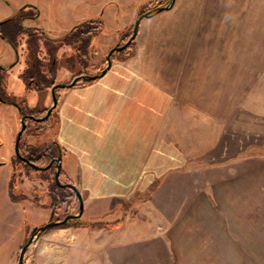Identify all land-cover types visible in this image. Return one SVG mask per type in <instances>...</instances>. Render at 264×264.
<instances>
[{"label": "crops", "instance_id": "crops-1", "mask_svg": "<svg viewBox=\"0 0 264 264\" xmlns=\"http://www.w3.org/2000/svg\"><path fill=\"white\" fill-rule=\"evenodd\" d=\"M159 11L141 20L132 55L58 96L54 141L83 212L41 232L24 264H157V236L139 213L157 222V180L175 182L188 167L178 137L195 141V130L218 132L217 142L201 186H182V218L162 239L169 264H264V154H245L264 146V0H174ZM134 22L125 17L121 30ZM238 51L254 54L240 64ZM13 170L0 161V264H18L39 226L11 196Z\"/></svg>", "mask_w": 264, "mask_h": 264}, {"label": "rangeland", "instance_id": "rangeland-1", "mask_svg": "<svg viewBox=\"0 0 264 264\" xmlns=\"http://www.w3.org/2000/svg\"><path fill=\"white\" fill-rule=\"evenodd\" d=\"M171 1L0 0V20L6 19L19 8L26 5H34L40 11L39 17L32 21L39 23L42 28L33 25L34 23L31 20H24L23 25L30 27L31 32L39 36V56L43 60V71L47 75L48 82H52L47 87L45 86L47 79L44 81L39 77H34L30 83H27L29 77L24 75V72L29 64V58L27 57L30 47L27 45L28 35H22L18 38L16 55V50L0 36V66L3 67L0 69V99L2 97L10 98L14 102L0 101V161L13 162L12 189L26 208L27 223H38V227L43 226L50 221V216L54 212V217H60L64 213L65 207L63 205L60 206L59 200L53 198L50 191V181L42 179V170L28 166L18 161L15 157V140L21 128V110L35 116H41L44 110L48 109L52 104L50 88L53 84L63 81L68 72L74 73L73 76L68 77L61 83L67 84L71 82L81 72H84L83 75L86 76L100 73L107 64L106 59L111 48L122 45L129 40L133 32L134 23L127 30L122 31V23L125 17H129L131 22H134L137 16L145 10L153 13H158L160 12L159 10H168L170 7L164 8V6L169 5ZM26 10L27 13L33 14L35 12L31 7ZM86 20H95L97 24L92 25L94 28H92L90 35L83 36L82 40H78L79 49L78 46L74 47L70 43L72 42L71 39L66 42L64 38L72 30L73 26ZM159 26L157 24V31H159ZM98 27H100V30ZM128 34H130L129 37L127 36ZM246 38L249 41L250 36ZM136 42V37L130 42V44L132 43L133 53L136 48ZM51 51L55 53L54 59L56 60L52 74L49 72V66L54 61L50 54ZM253 54L254 51H238V56H235V58L239 60L237 63L241 64L242 61L245 62ZM159 55L161 53L158 49L157 57ZM255 56V58L258 57L257 52ZM113 57L122 58V52L115 51ZM36 79L41 84L40 86L36 85ZM81 79L79 78V81ZM52 114L53 110L50 114L51 127L49 129L40 135H25V143L29 148L54 142L55 131L53 126L55 125V114ZM247 127L250 128L249 125ZM248 128L247 130H249ZM191 132L193 135L190 132H188V135L190 134V137L194 136L195 141L191 139V142H189V139L185 137L186 133L179 135L178 139H180L182 149L190 153L189 155L193 160L189 161L188 167L183 165L178 167V179L175 182L169 179L157 180V222L151 217V212L143 211L144 213H139L143 215L144 219L150 220V223L145 226L146 236H157V264H169V245L167 244L168 242L165 243L162 239L164 236L168 237L170 233V219L176 221L182 218L181 213L184 212H182V209H184L186 202L185 189L182 186L185 185L186 181L189 184L192 183L195 187L201 186V166L203 164L206 165L204 153L207 149L212 150L217 142L216 135L218 132L214 130L207 131V133H205L206 131L196 130ZM256 152L264 154V146L250 148L245 154ZM212 154L213 152L210 155L211 160L214 159L216 161H211L209 169L214 170L219 162L217 161L218 156L215 157ZM191 173L194 175L193 180L189 179L188 176H182V174ZM186 178L188 179L186 180ZM60 180L69 182L66 181L67 178L64 175V171L60 173ZM171 182L174 183V188L173 185L171 186ZM158 186L161 187L158 188ZM173 190L174 192L176 190V192L170 194ZM130 217H138L133 209L130 210Z\"/></svg>", "mask_w": 264, "mask_h": 264}, {"label": "trees", "instance_id": "trees-1", "mask_svg": "<svg viewBox=\"0 0 264 264\" xmlns=\"http://www.w3.org/2000/svg\"><path fill=\"white\" fill-rule=\"evenodd\" d=\"M28 7L33 8V10H35V12L32 13H27L26 9ZM153 11V10H152ZM39 12L37 10L36 7L34 6H23L21 8H19L14 14H12L11 16L7 17L5 21H3L0 24V36L6 40L8 42L9 45H11V47L16 50L17 53V49H18V38L22 35H28L29 38L27 40V45L29 47V53L27 55V57L29 58V64L27 66V70L24 72V75H26L27 77H29V80H27V83H30V81H32V79L35 77H39L41 79H43L44 81L47 79V75L44 73L43 71V60L40 58L39 56V39H38V35H36L35 33L31 32L30 27H25L23 25V21L26 19H35L38 16ZM97 24V22L95 20H89V21H84L80 24L75 25L72 30L67 33L65 35V41H69V39L72 40V42H70L74 47L78 46V40L79 39H83V36L86 35H90L92 32V25ZM100 30V27H98ZM97 28V29H98ZM128 37L130 36V34L127 35ZM126 36V37H127ZM80 40V41H81ZM33 44V45H32ZM79 47V46H78ZM132 47V43L130 45H128L125 49L121 50L120 52H122V58H126L129 57L130 55H132L133 53V48ZM78 49V48H77ZM80 49V47H79ZM51 57L54 59V52L51 51L50 52ZM55 59L54 61H52V65L50 64L49 66V72L52 74L53 72V65L55 63ZM106 63H107V59H106ZM3 67L0 66V69H2ZM84 72H81L79 74L83 75ZM75 76V75H74ZM91 79H81L79 81L80 84H85L90 82ZM47 84H45V86H50V84L52 82H48L47 79ZM36 85H41L39 83V81L36 79ZM66 88H68V86H64V87H60L56 89V95L57 97L60 95V93L65 90ZM1 102H12L14 103L10 98H4L2 97L0 99ZM47 109L44 110V113H46ZM26 113V112H25ZM41 114V116H42ZM37 115V114H36ZM50 119L51 116H49L48 118L42 120V121H37L33 118H27L26 119V129L24 130L21 138H20V142H19V149H20V153L27 157L30 161L35 162L38 165H46L51 157H56L58 156L59 153V144L57 142H53V143H49V144H45V145H39V146H33L32 148H29L26 143H25V135H29V134H36V135H40L41 133H43L45 130L49 129L51 127V123H50ZM29 149H31L29 151ZM15 157L18 161H21L23 163H25L28 166H31L28 162L23 161L22 159H20L16 154ZM56 169V164L53 163V165L51 167H49L48 169L43 170L42 169V179L44 180H49L50 181V191L52 192L53 198L56 200H59V204L60 206H64L65 207V211L64 213L60 216V217H54V219L57 220H61L63 219L67 214L70 213H76L79 210V200L78 197L75 193V191L69 187H63L60 186L56 183L55 178H54V172ZM63 170H61L62 172ZM12 183H11V196L13 198H17L16 194H14L13 189H12ZM74 204V208L73 205ZM54 209L56 208L55 205L53 206ZM78 220V217L76 218H71L69 219L66 223L64 224H72L73 221Z\"/></svg>", "mask_w": 264, "mask_h": 264}, {"label": "water", "instance_id": "water-1", "mask_svg": "<svg viewBox=\"0 0 264 264\" xmlns=\"http://www.w3.org/2000/svg\"><path fill=\"white\" fill-rule=\"evenodd\" d=\"M174 0L171 1V3L169 5H166L164 6V8H169L172 3H173ZM161 9V8H160ZM152 13L151 12H144L142 14H140L136 21L134 22V27H133V32L129 38V40L122 44V45H118V46H114L113 48H111V50L109 51L108 55H107V64L106 66L101 70L100 73L98 74H93V75H89V76H86V75H81V76H77L75 78H73V80L67 84H62V83H57V84H54L52 87H51V92H52V104L50 105V107L47 109L46 113L42 116H35V115H27V116H23L21 118V128L19 129L18 131V134L16 136V140H15V153L17 154V156L22 159L23 161L25 162H28L32 167H35L37 169H48L49 167H51L53 165V163L56 164V169H55V172H54V178H55V181L58 185L60 186H63V187H69V188H72L77 197H78V200H79V210L78 212L76 213H70V214H67L63 219L61 220H50L49 222H47L46 224H44L43 226H40V227H36L34 228L32 234L30 235L28 241L22 246L21 248V251H20V254H19V260H18V264H24L25 262V252L27 250V248L29 247V245L35 241V239L40 235L41 232L45 231L46 229L52 227V226H55V225H58V224H63L65 222H67L69 219L71 218H76V217H80L82 212H83V198L81 196V193L79 191V189L77 188V186L71 182H62L60 180V173H61V169H62V152H61V149L59 148V153H58V156L56 157H51L50 161L46 164V165H38L36 164L35 162L33 161H30L27 157L23 156L21 153H20V149H19V142H20V138L24 132V130L26 129V126H27V123H26V118H33L37 121H42L46 118H48L52 112V110L55 108V106L57 105V102H58V97L56 96L55 94V89L57 87H64V86H68V87H71L73 85H75L76 83L79 82V78H82V79H96L97 77H100L102 76L103 74H105V72L108 70V68L111 66L112 64V58H113V53L115 51H121L123 49H125L129 44L130 42L136 37L137 33H138V30H139V25H140V22L141 20L146 17V16H149L151 15ZM6 19H2L0 20V24L5 21Z\"/></svg>", "mask_w": 264, "mask_h": 264}, {"label": "flooded vegetation", "instance_id": "flooded-vegetation-1", "mask_svg": "<svg viewBox=\"0 0 264 264\" xmlns=\"http://www.w3.org/2000/svg\"><path fill=\"white\" fill-rule=\"evenodd\" d=\"M144 12H149V11L145 10V11H143L142 13H144ZM151 13H153V12H151ZM73 27H74V26H73ZM73 27H72V28H73ZM58 83H61V82H58ZM55 84H57V83H55ZM62 84H65V83H62ZM53 85H54V84H53ZM53 85H52V86H53ZM52 86H51V87H52ZM57 88H60V87H57ZM57 88H56V89H57ZM50 89H51V88H50ZM56 89H55V94H56ZM51 94H52V92H51ZM56 96H57V95H56ZM17 106H18V105H17ZM19 109L21 110V108H19ZM25 112H26V111H22V110H21V113H20V117H21V118H22L23 116L32 115V114H29L28 112H26V113H25ZM27 118H28V117H27ZM27 118H26V119H27ZM71 189H72V188H71Z\"/></svg>", "mask_w": 264, "mask_h": 264}]
</instances>
